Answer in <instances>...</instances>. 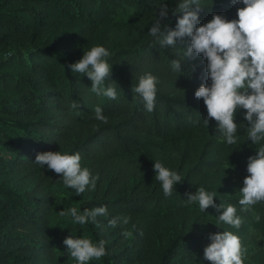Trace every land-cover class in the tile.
Masks as SVG:
<instances>
[{"label":"trees","instance_id":"1","mask_svg":"<svg viewBox=\"0 0 264 264\" xmlns=\"http://www.w3.org/2000/svg\"><path fill=\"white\" fill-rule=\"evenodd\" d=\"M168 2L175 7L174 0ZM156 5L157 0H0V264H75L63 244L70 226L73 235L106 241L108 254L87 264H198L208 234L231 228L214 224L211 206L200 212L181 201L204 185L239 208L238 188L256 145L247 140L244 110L236 116V144L224 142L214 118L204 124L207 109L194 92L204 82L206 61L197 57L172 71L170 61L184 46L152 41L147 31ZM202 7V23L213 13L236 16L231 0H202ZM170 17L166 23L174 28L176 16ZM95 44L111 52L115 100L92 93L91 80L68 67ZM192 64L194 72L188 70ZM147 71L159 77L151 112L132 91ZM96 104L107 123L92 116ZM60 147L79 151L82 163L99 174L95 190L77 195L63 186L61 174L33 162L38 152ZM155 159L183 173L171 196L155 179ZM104 204L109 215L83 226L57 212ZM253 207L261 220L240 213L244 223L232 229L245 244L252 231L264 239V202ZM117 215L129 216V222L109 225ZM251 254L253 262L264 264V249H249Z\"/></svg>","mask_w":264,"mask_h":264},{"label":"clouds","instance_id":"2","mask_svg":"<svg viewBox=\"0 0 264 264\" xmlns=\"http://www.w3.org/2000/svg\"><path fill=\"white\" fill-rule=\"evenodd\" d=\"M174 3L175 7L170 8L168 0H157L154 20L147 31L152 41L165 48L178 44L184 46L179 58L170 61L174 72L186 68L185 65L197 57L206 61L204 82L194 92L197 99L202 98L207 109L204 124L208 126L214 118L215 128L224 142L236 144L240 139V123L236 121V116L244 110L242 114L247 122V140L256 145L255 153L248 157V174L238 188L239 208L221 197L217 189L204 185H199L195 192H187L181 203L198 207L200 212H206L211 206L217 213L214 224L231 226L208 234L210 242L205 245L203 258L198 264H246L249 247L240 233L232 229H240L244 223L245 217L240 213H251L259 222L261 216L253 206L264 202V0H231L237 6L234 18L213 13L212 18L203 23L199 15L204 8L202 0H174ZM170 13L176 16L174 28L166 23L171 19ZM110 56L108 47L95 44L83 51L82 57L69 63L68 67L73 73L86 75L91 80L89 88L92 93L115 100L119 93L117 82L111 79L113 63L108 59ZM196 67V64H192L188 70L194 72ZM158 85L159 77L147 71L138 77V82L132 88L148 112L156 106ZM72 107L77 108L78 104L74 102ZM92 116L98 121L108 122L101 104L94 106ZM82 159L79 151L61 150L60 147L56 151L38 152L33 162L43 170L51 169L61 174L59 180L63 186L74 189L79 195L89 189L95 190L99 180V174H93ZM152 167L165 196H171L176 191V185L185 179L180 170L167 166L160 159L153 160ZM226 168H223L224 173ZM216 197L219 203L214 199ZM57 212L61 217L70 218L71 224L81 226L90 221L99 223L97 217L109 215L106 204L83 209L67 207ZM129 219L127 215H117L109 219L108 224L115 227L118 223L127 224ZM68 228L69 235L63 239V244L75 264H87L108 254L104 239L93 240L90 236L73 235V228Z\"/></svg>","mask_w":264,"mask_h":264},{"label":"rangeland","instance_id":"3","mask_svg":"<svg viewBox=\"0 0 264 264\" xmlns=\"http://www.w3.org/2000/svg\"><path fill=\"white\" fill-rule=\"evenodd\" d=\"M247 245L250 249V251H255V250H262L264 249V239H262L256 231H252L250 233V236L248 238ZM249 259H251L252 263L251 264H257L254 261V257H252V254L250 255Z\"/></svg>","mask_w":264,"mask_h":264}]
</instances>
